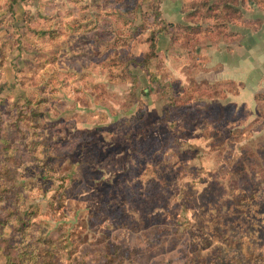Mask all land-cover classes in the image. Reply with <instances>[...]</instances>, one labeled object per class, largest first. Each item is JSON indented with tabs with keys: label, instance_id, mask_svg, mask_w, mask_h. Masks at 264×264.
Instances as JSON below:
<instances>
[{
	"label": "rangeland",
	"instance_id": "1",
	"mask_svg": "<svg viewBox=\"0 0 264 264\" xmlns=\"http://www.w3.org/2000/svg\"><path fill=\"white\" fill-rule=\"evenodd\" d=\"M190 2L0 0L1 206L17 200L30 220L24 235L5 236L31 244L37 258L27 264H264V205L237 196L247 209L235 214L220 202L233 185L252 186L241 151L264 156V91L252 98L247 78L235 96L204 80L205 46L230 41L233 24L225 36L214 35L213 19L200 22L210 34L182 30ZM165 24L180 27L159 51ZM157 28L155 54L148 29ZM204 84L212 87L193 92ZM177 92V108H189L171 115L177 140L168 124L142 135ZM232 163L246 172L242 185L231 182ZM147 188L159 199L145 210ZM208 202L219 206L202 210ZM157 210V225L141 227ZM22 258L8 253L0 264Z\"/></svg>",
	"mask_w": 264,
	"mask_h": 264
},
{
	"label": "trees",
	"instance_id": "2",
	"mask_svg": "<svg viewBox=\"0 0 264 264\" xmlns=\"http://www.w3.org/2000/svg\"><path fill=\"white\" fill-rule=\"evenodd\" d=\"M190 4H188V9L185 11V21H186V25L182 26V30H187V31H191V34L193 35H199V34H210L209 30L203 31L202 30V25L200 24L201 20H209V19H213L216 22V27L214 30V35L216 36H225V31H226V26L227 24L231 23L234 24L237 21L242 19V14L239 8V5H242V3L244 2V0H190ZM248 23V22H247ZM161 27V26H160ZM165 33L169 35V39H170V45H172L175 41V34H173L174 30L177 29V27L180 26H175L174 24H165ZM159 28V27H158ZM157 28V29H158ZM148 29V30H152L151 32V37L149 39L150 41V48L151 50H153V53L156 54L155 51V47H154V36L157 33H160L162 30L161 29ZM146 57V56H145ZM146 60V58H145ZM215 86H221V87H227L230 88L234 94V92L237 94V88L238 86L235 85L233 82H220V83H214ZM205 85V84H204ZM195 90L193 92H202L203 90H207V88H211L212 86L208 85L206 87L204 86H200V85H196L194 86ZM173 89V88H172ZM237 89V90H236ZM205 90V91H206ZM191 91V90H190ZM172 92V90H171ZM178 92L176 93V95H173L174 97L170 98V104L167 105L164 109V114L163 117L160 118L158 121L153 122L152 124L147 125L144 129H141V134H145L148 132V130L154 131L157 130L158 127H162V126H166L168 124V130H172L169 132L170 136L173 137L177 140L176 138V134L177 133V126L175 125L174 120L171 119V115L176 113V115L180 114V112H182V110H189V108H177V104L180 103V100L177 96ZM183 107V106H182ZM202 113V112H201ZM200 113V114H201ZM188 115V114H186ZM171 121V124H170ZM148 129V130H147ZM173 132V133H172ZM230 137V131L227 132V136L225 137L224 140H226V138ZM130 141V140H129ZM152 141H154V137L152 138ZM139 145L141 144V142L138 143ZM264 148V144L262 145ZM178 150V148H177ZM196 150V148H195ZM246 150H242L241 151V155H240V160L247 162L246 165V169L247 171L250 172V181L248 182L247 180H239V175L241 176H245L246 172H238L237 170V165H235L234 163H232L231 165V169L229 170L228 175H230L231 177V182H234V179L238 181L239 185H242L243 183H245L247 181L248 184L252 185L250 186V188H247V192L244 191V187L239 186V188L241 189V191H234L235 188L233 185L230 190H228V200H222L220 201L221 203H229V210H231V213H235V214H239L241 213L240 211H244L245 209H247V207H244L243 205H241L239 203V200H237V196L238 197H244V198H248L250 197V201L254 200V202L257 205H264V168H262V170L260 169V166L258 165V163L260 162L261 166L264 165V160L262 159V149L261 152H259V150H256V158H253L252 156H250L249 154H247L245 152ZM251 157V158H250ZM264 157V156H263ZM238 163V162H236ZM226 166V165H224ZM224 166L222 167V165H220V169L222 170L224 168ZM244 171V169H243ZM216 176L215 177H211L210 181H216ZM209 188V187H207ZM223 188V187H222ZM221 188V193L220 196L218 198V201L220 200V198L222 197V193L223 190ZM243 189V190H242ZM150 188H147L146 192L144 194V196L142 197L141 201H143V204L145 205V210L150 207V204H154L152 207H154L157 204V201L159 198H156L158 196H156L157 194H153L154 192L150 191ZM209 190V189H207ZM0 195V256L1 255H5L8 256V253L11 254L14 258L17 257H23L21 262H18V264H27V261H29L30 259L33 260L35 258H37V256H34V250L31 246L30 243H25V240H22L21 237H19L16 242V245H13L12 243H10L12 237L14 236V234H10L8 236V238H5L6 234H7V230H12V231H17L18 233L20 232L21 235H24L25 232H27V229L29 227V219H26L24 217V215H21L17 209V205L18 202L17 200H15L14 202V206L9 205L8 208L4 209L2 208V203H4L8 198L6 196H3L2 194H4V191L1 192ZM239 193V194H238ZM207 194V193H206ZM246 195V196H245ZM222 199V198H221ZM217 201V202H218ZM210 205H218V203L212 204L211 203H207V207H202L201 209H206L208 208V206ZM226 206V205H225ZM207 210V209H206ZM2 211H14L15 213L12 214V212H10L8 215L5 216H1V212ZM159 215H161V213H159V211H155L153 214H143L139 220V223L141 225V227H145L146 225V221H147V225L146 227H151L154 228L155 225V218L159 217ZM13 217V218H12ZM216 217V216H215ZM213 214H209V219L208 221H206V228L207 231H209L211 233V235H213L215 233V229L214 227L216 226L214 224V219H215ZM11 220V221H9ZM162 221H165L164 219H162ZM125 225V224H122ZM136 227L134 224H132V228ZM156 238L159 237L158 234H156L155 236ZM4 245V246H2ZM3 251H6L5 253H2ZM25 256H27V258H29L26 261ZM36 261V259H35ZM33 263H36V262ZM204 264V263H203Z\"/></svg>",
	"mask_w": 264,
	"mask_h": 264
},
{
	"label": "crops",
	"instance_id": "3",
	"mask_svg": "<svg viewBox=\"0 0 264 264\" xmlns=\"http://www.w3.org/2000/svg\"><path fill=\"white\" fill-rule=\"evenodd\" d=\"M262 1L264 0H251L248 5L239 7L242 19L231 25V32L234 34L230 41L219 40L213 48L205 46L209 52L206 54L207 58H203L205 62L207 60L209 62V72L206 73L209 78L204 80L208 83L233 82L239 90L235 96H238L242 89L243 92L248 89L247 78L250 81L254 80L255 90L251 95L252 98L258 92L264 91L261 90V86L264 88V76L260 75L261 72L258 70L261 69L264 73V3ZM169 3L170 7L166 8L179 13L180 4ZM160 38L163 44L159 47V51L169 46V38L165 35L157 37L158 46ZM240 103L248 105L245 100Z\"/></svg>",
	"mask_w": 264,
	"mask_h": 264
}]
</instances>
